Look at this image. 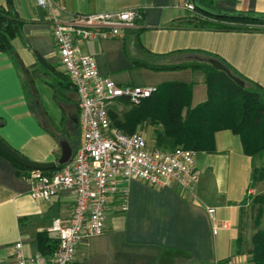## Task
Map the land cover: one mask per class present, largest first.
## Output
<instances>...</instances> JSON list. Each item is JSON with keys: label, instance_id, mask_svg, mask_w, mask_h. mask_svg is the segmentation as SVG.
I'll return each instance as SVG.
<instances>
[{"label": "crops", "instance_id": "crops-1", "mask_svg": "<svg viewBox=\"0 0 264 264\" xmlns=\"http://www.w3.org/2000/svg\"><path fill=\"white\" fill-rule=\"evenodd\" d=\"M53 1L63 22L74 14H139L136 27L118 37L79 44L83 54L95 58L98 72L120 86L191 84L194 108L208 97L201 71H152L138 65L207 63L201 53H208L264 89V28L248 33L172 27L192 15L184 9L186 0ZM11 2L23 22L21 37L12 44L25 72L0 52V139L32 162L53 163L64 155L61 168L82 141L78 97L61 70L45 11L36 0ZM214 7L229 14H264V0H215ZM136 30L138 37L130 33ZM126 111H119V119ZM153 130L148 124L137 128L148 146ZM214 143V153L197 154L193 195L180 193L174 182L158 188L139 180L120 181L119 189L127 190V210H119L117 197L112 200L104 232L82 241L74 264H252L236 242L246 207L262 193L264 181L251 187L254 161L242 152L238 136L220 131ZM29 190L28 180L0 156V264H15L9 252L18 241L25 256L39 253L36 235L46 232L53 219L70 216L71 192L36 201ZM208 208L215 209L214 221L226 222L227 229L213 234Z\"/></svg>", "mask_w": 264, "mask_h": 264}, {"label": "built area", "instance_id": "built-area-1", "mask_svg": "<svg viewBox=\"0 0 264 264\" xmlns=\"http://www.w3.org/2000/svg\"><path fill=\"white\" fill-rule=\"evenodd\" d=\"M36 2L46 13L61 70L78 97L82 141L68 164L47 174L32 171L25 178L33 200L50 201L62 190L73 194L69 218H55L46 229L56 241L55 251L50 256L27 257L18 241L11 246L9 257L15 264H74L82 241L104 232L112 200L117 197L119 210H127V190L119 189L120 181L139 180L158 188L174 182L180 193L193 195L198 182L197 153L151 148L140 133L125 134L114 127L109 117L112 104L126 100L137 105L154 95L157 87L120 86L101 75L95 58L79 49L81 43L113 39L135 28L138 13L74 14L63 22L53 0ZM183 6L193 14L189 0ZM207 213L214 235L227 229L226 222L214 221L215 209L208 208Z\"/></svg>", "mask_w": 264, "mask_h": 264}, {"label": "trees", "instance_id": "trees-1", "mask_svg": "<svg viewBox=\"0 0 264 264\" xmlns=\"http://www.w3.org/2000/svg\"><path fill=\"white\" fill-rule=\"evenodd\" d=\"M189 1L194 7L193 14L172 27L248 33L260 32L261 28H264V14H229L216 9L215 0ZM22 26L23 22L18 17L11 0H5V5H0V52L6 54L24 73L12 44L14 39L21 37ZM130 33L138 37L139 31ZM201 54L208 60L220 63L228 70L230 76L209 63L197 61L174 65L138 66L152 71L187 69L201 71L205 75L207 85L206 102L192 108L191 84L163 83L157 87L154 95L137 105L119 100L118 102L129 106V109L122 120L119 119V112L110 109L111 123L125 134L137 133L139 126L148 124L154 127L151 148L163 151L191 150L197 154L214 153V135L220 131H230L238 136L244 155L254 161L251 176L253 188L264 180V89L242 77L216 56ZM37 61L40 63L41 59L37 58ZM0 156L13 164L19 176L29 177L32 170L20 166L1 152ZM256 160L259 165H256ZM246 210L251 221L241 222L236 246L241 253L250 257L252 264H264V192L253 196ZM248 213L245 211L244 216L247 217ZM36 242L39 253L43 256L52 255L57 247L56 241L47 232L37 234Z\"/></svg>", "mask_w": 264, "mask_h": 264}, {"label": "water", "instance_id": "water-1", "mask_svg": "<svg viewBox=\"0 0 264 264\" xmlns=\"http://www.w3.org/2000/svg\"><path fill=\"white\" fill-rule=\"evenodd\" d=\"M207 63H209L216 69L225 72L227 75L230 76L228 70L224 68L217 61L209 59L207 60ZM235 81L237 80L235 79ZM0 152L3 153L8 158H10L15 163L19 164L20 166L26 169L32 170V171L46 172V171L55 170L58 166H61L63 164V160H64V155H63V157L59 161L53 162V163H36V162L29 161L21 157L16 151H14L11 147H9L6 143H4L2 139H0Z\"/></svg>", "mask_w": 264, "mask_h": 264}, {"label": "rangeland", "instance_id": "rangeland-1", "mask_svg": "<svg viewBox=\"0 0 264 264\" xmlns=\"http://www.w3.org/2000/svg\"><path fill=\"white\" fill-rule=\"evenodd\" d=\"M130 103V102H129ZM111 109H113L114 111L116 112H119L121 110H128L129 109V106H126L125 104H123L122 102H115L114 104H112L111 106ZM256 165H259V162L256 160ZM264 181V180H263ZM263 188V189H262ZM263 190L264 191V184L260 187V191ZM263 191H261L263 193ZM247 213H248V210H246ZM249 216V213L247 214V217L245 216V220L246 222H250L251 219L248 217Z\"/></svg>", "mask_w": 264, "mask_h": 264}]
</instances>
